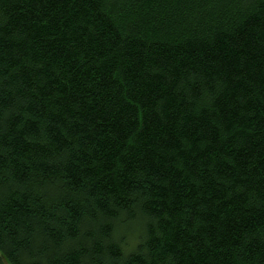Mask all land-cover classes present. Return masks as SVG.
I'll list each match as a JSON object with an SVG mask.
<instances>
[{
	"label": "trees",
	"instance_id": "16d2710c",
	"mask_svg": "<svg viewBox=\"0 0 264 264\" xmlns=\"http://www.w3.org/2000/svg\"><path fill=\"white\" fill-rule=\"evenodd\" d=\"M0 264H264V0H0Z\"/></svg>",
	"mask_w": 264,
	"mask_h": 264
}]
</instances>
